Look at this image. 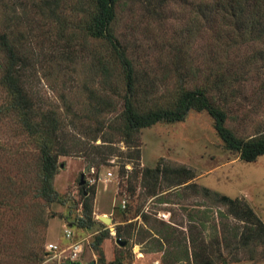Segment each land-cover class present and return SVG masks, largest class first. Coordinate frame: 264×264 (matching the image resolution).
<instances>
[{
	"label": "rangeland",
	"instance_id": "rangeland-1",
	"mask_svg": "<svg viewBox=\"0 0 264 264\" xmlns=\"http://www.w3.org/2000/svg\"><path fill=\"white\" fill-rule=\"evenodd\" d=\"M196 1L119 0L117 30L121 40L135 52L134 57L159 90L175 87L179 72L191 87L204 82L205 74L218 64L225 68L222 73L227 77V68L236 70L231 72L237 78L231 92L219 96L206 87V93L225 110L228 128L238 136L251 134L256 126L264 125V89L259 87L264 68L260 63L254 64L243 76L240 65L261 45L253 48L242 44L227 49L228 39L219 37L214 46L207 19L198 16L194 26ZM24 11L27 15H18L17 20L25 23V30L20 29L18 34L26 57L25 88L37 104L60 112L71 149L70 155L57 157L59 166L53 177V186L65 201L43 206L44 227L33 226L29 208L23 213L17 211L20 203L27 204L24 198L0 207V264H39L46 244L53 242L61 248L67 244L63 236L65 225L72 229L74 239L83 243L79 257L82 264L91 260L97 263L91 242L105 229L107 237L100 244L104 264H194L192 251L203 246L207 253L214 248V254L221 255L227 264H264V243L249 239L243 244L248 225L226 213L220 201L200 189L207 187L245 200L264 225V155L252 162L240 160L236 152L224 147L211 117L205 111L191 110L182 121L158 122L136 133L140 165L154 167L158 162H169L186 167L193 174V178L179 184L161 178L155 193H151L147 182L134 172L138 169L136 161L129 158L135 148L121 140H90L83 131L88 123L78 119L91 110L88 95L95 81L90 63L99 44L93 40L82 44L79 37L66 43L60 27L61 12L55 25L29 9ZM222 45L226 48L223 51ZM210 47L217 50L214 61ZM179 50L184 55L176 59ZM5 100L0 86V103ZM106 117L98 115L101 123ZM74 128L79 135L71 133ZM4 148L24 150L27 154L1 159L5 163L0 162V191H27L33 185L35 149L8 119L0 121V156ZM86 167L88 171L83 174ZM81 174L84 183L80 185ZM5 175L11 176V183L4 179ZM191 184L197 185L196 191ZM83 189L92 196V216H106L109 224L95 222L87 229L73 224L84 210L80 196ZM9 205L12 211L8 210ZM6 227L12 233L5 232ZM127 228L131 230L129 237L124 234ZM118 229L123 245L116 242ZM53 263L70 264L62 259ZM219 263L214 259V264Z\"/></svg>",
	"mask_w": 264,
	"mask_h": 264
},
{
	"label": "trees",
	"instance_id": "trees-1",
	"mask_svg": "<svg viewBox=\"0 0 264 264\" xmlns=\"http://www.w3.org/2000/svg\"><path fill=\"white\" fill-rule=\"evenodd\" d=\"M118 4L119 0H0V86L6 94V100L0 103V121L8 119L17 126L18 133L33 143L36 159L32 187L28 192H13L11 189L0 191V207H7V203L14 199L24 198L27 204L20 203L17 211L23 213L29 208L33 226L46 225L42 210L45 204L65 201L64 195L54 188L53 177L59 166L57 157L70 155L71 148L67 144V133L62 128L60 112L37 104L25 88L26 57L18 37L20 29L21 32L25 30V23L17 20L18 15H27L25 9L52 20L55 25L58 23L57 14L61 12L60 27L62 39L66 43L79 37L82 44L88 40L99 44L96 56H93L90 63L95 81V87L88 95L91 110L76 117L88 123L83 131L90 140L99 138L108 143L121 140L135 148L129 158L136 161L138 169L134 172L136 176L139 173L141 179L147 182L151 193H155L161 178L166 177L170 184H179L193 178V174L190 169L169 162H158L154 167L140 165L137 162L140 156L136 133L141 128L158 122L182 121L191 110L205 111L211 117L215 133L224 147L236 152L240 160L252 162L258 156L264 155V125L256 126L251 134L236 135L225 125L227 115L223 107L212 102L206 93V87L219 96L231 92L234 83H237V78H233L231 72L237 71L232 68L229 71L227 68V77L222 73L225 68L218 64L215 69L205 74L204 82L191 87L186 82L187 78L182 77L179 72L174 80L175 87L157 89L158 86L149 72L142 68L139 59L134 57L135 52L121 40L117 30ZM193 9L194 26L198 23V16L205 17L210 25L208 27L214 46L219 37L228 39L227 49L242 44L251 45L253 48L257 44L261 45L257 52L252 51L249 58L241 62L240 72L243 76L250 72L254 64L260 63L264 68V0H197L193 2ZM221 49L223 51L226 48L222 45ZM214 50V47H210L212 61L217 51ZM183 55L179 50L175 57L178 59ZM255 73L260 74L258 70ZM230 76L232 78L229 79ZM259 76V87L264 89V77ZM98 115H107L103 123L99 121ZM73 131L75 128L71 129L74 136L80 133L79 130ZM26 154L24 150L4 148L0 162L5 163L1 161L3 157L11 159L16 155ZM10 177L5 175L4 179L11 183ZM191 185L196 191L197 185ZM200 189L206 196L220 201V205L225 206L226 213L248 225V235L242 238L243 244H247L249 239L264 243V225L245 200L231 198L207 187ZM80 196L84 210L75 217L73 224L85 229L95 222L103 225L92 216V196L88 190L80 191ZM28 204L34 207L31 208ZM8 210H13L11 205ZM1 232L4 233L3 230ZM5 232L12 233L9 227H6ZM124 234L131 236V230L125 229ZM116 235L120 238V229L116 231ZM106 237L105 229L91 242V248L97 254L96 264H104L100 244ZM215 242L218 245V241ZM199 249L191 253L194 264H214V259L220 261L219 264H227L221 255L214 254V248H211L209 253L205 252L206 246ZM217 250L218 246L215 252ZM36 254L34 251L33 255ZM44 259L45 251L39 264ZM108 264L121 263L111 261Z\"/></svg>",
	"mask_w": 264,
	"mask_h": 264
},
{
	"label": "built area",
	"instance_id": "built-area-1",
	"mask_svg": "<svg viewBox=\"0 0 264 264\" xmlns=\"http://www.w3.org/2000/svg\"><path fill=\"white\" fill-rule=\"evenodd\" d=\"M92 171V169H90ZM110 176V173H107ZM124 207V204L122 205ZM95 218L98 220L97 216ZM63 235L68 244L65 247H60L58 244L50 242L45 245V259L41 264H55L53 261L60 262L61 259L68 262L79 261V257L82 253L83 243L81 241L75 240L73 238V231L70 226H65L63 230ZM120 239V238H117ZM66 253L65 255H63Z\"/></svg>",
	"mask_w": 264,
	"mask_h": 264
},
{
	"label": "water",
	"instance_id": "water-1",
	"mask_svg": "<svg viewBox=\"0 0 264 264\" xmlns=\"http://www.w3.org/2000/svg\"><path fill=\"white\" fill-rule=\"evenodd\" d=\"M87 171H88V168L87 167L84 168L83 174L87 173ZM83 174H81V176H80V182H79L80 185L84 183V181L81 179ZM104 217L105 218H103V216L100 215V216H98V220L100 222H102L103 224H109L110 223V219L108 217H106V216H104ZM116 242L120 243L121 241H120V239H116ZM120 244L123 245L124 243L121 242ZM70 264H81V262L80 261H73ZM86 264H94V261L91 260V261L87 262Z\"/></svg>",
	"mask_w": 264,
	"mask_h": 264
},
{
	"label": "crops",
	"instance_id": "crops-1",
	"mask_svg": "<svg viewBox=\"0 0 264 264\" xmlns=\"http://www.w3.org/2000/svg\"><path fill=\"white\" fill-rule=\"evenodd\" d=\"M73 237H74V236H73ZM65 241H66V242H67V244H68V240H66V239H65ZM67 244H66L65 246H67ZM65 246H64V247H65ZM81 264H82V263H81Z\"/></svg>",
	"mask_w": 264,
	"mask_h": 264
},
{
	"label": "bare ground",
	"instance_id": "bare-ground-1",
	"mask_svg": "<svg viewBox=\"0 0 264 264\" xmlns=\"http://www.w3.org/2000/svg\"><path fill=\"white\" fill-rule=\"evenodd\" d=\"M103 218H105V217H103Z\"/></svg>",
	"mask_w": 264,
	"mask_h": 264
}]
</instances>
